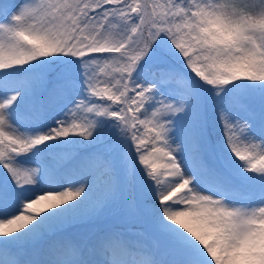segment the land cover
Masks as SVG:
<instances>
[{
    "label": "snow or ice",
    "instance_id": "6c2138e0",
    "mask_svg": "<svg viewBox=\"0 0 264 264\" xmlns=\"http://www.w3.org/2000/svg\"><path fill=\"white\" fill-rule=\"evenodd\" d=\"M0 264H264V0H0Z\"/></svg>",
    "mask_w": 264,
    "mask_h": 264
}]
</instances>
